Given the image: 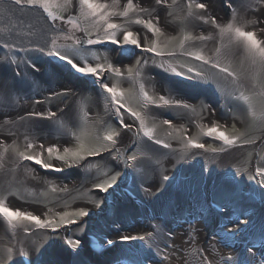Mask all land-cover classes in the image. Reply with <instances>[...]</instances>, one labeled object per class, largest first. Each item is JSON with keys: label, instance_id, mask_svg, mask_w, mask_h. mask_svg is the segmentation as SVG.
<instances>
[{"label": "rangeland", "instance_id": "374dc122", "mask_svg": "<svg viewBox=\"0 0 264 264\" xmlns=\"http://www.w3.org/2000/svg\"><path fill=\"white\" fill-rule=\"evenodd\" d=\"M59 2L62 7H53L52 11L63 16V20H53L42 9L24 7L21 11L19 6L11 7L9 0H4L0 5V30H4L0 31V85H3L0 97L7 98L6 103L0 104V145H12L15 142L19 151L34 154L38 149L26 148L31 141L37 145L43 144L45 148L60 146V154H63L64 147L75 149L78 146V141L69 132H76L86 146L99 147L102 143H107L103 140L106 132L114 129L121 133L116 145L119 156L114 159L116 152L113 149L111 154L102 152L100 156L80 161L78 166L67 167L54 158L55 153L53 157H49L45 152L43 159L56 167L64 168V171L56 172L43 169L32 161H20L16 151L9 148L4 155L3 167L0 168V199H5L9 207L32 212L41 219L58 220V213L75 212L81 208L89 210L90 216L79 220L76 225L59 228L55 233L50 228L39 229L35 224L24 221L15 234L0 216V264H52V256L62 246L69 251L72 264H87L84 261V247L87 250V245H90V248L98 252L104 247L103 241L110 239L115 233L145 235L148 231L153 232V238L148 243L153 248L163 250L175 230L193 233L198 223L202 225L210 219L214 224L215 239L225 241L229 247H233V239L238 235L249 232H261L264 235V191L255 180L248 178L250 174L256 173L257 168H264V122L251 116L246 103L233 99L241 93L250 96L259 115L264 112V97L258 95L260 88L258 85L254 86L256 82L253 79V69L243 61L240 49L233 45L230 49H224L218 57L215 51L220 47V40L216 35L218 30L210 22L204 24L195 17H186L187 0H177L171 9L156 5L155 0H133L150 11L154 9L153 15L160 16L158 26L163 29L164 34L159 37V50L165 55L156 56L141 49H125L118 53L114 50L116 46L109 42L104 43H108L106 48L94 47L93 45L101 44L89 45L87 39L96 38V28L91 19L85 20L80 16L79 0H71L70 4H64V0ZM101 2L111 5L112 0ZM199 2L208 3L207 13L203 14L215 16L222 25L228 23L232 16L229 4L239 13L240 23H243L240 17L264 21V5H260L259 0ZM168 3L171 4L172 0H168ZM249 3L253 5L252 8H247ZM126 4L127 0H119L116 10H122ZM9 7L11 10L5 11ZM169 11L173 12V16H168ZM200 14L202 13L196 10V15ZM136 15L137 13L130 14L127 20L114 16L112 22L138 32L141 43L151 46L152 41L157 38L143 25L130 22ZM139 15L149 18L147 13ZM175 17L181 19L168 23ZM69 18L78 20L88 31L73 28L67 23ZM253 27H264V22L248 26L249 30ZM100 34L102 35V30ZM201 34L212 35L214 38L210 41L184 39L186 35L197 37ZM66 36H71L72 39H66ZM144 36H147V40L143 39ZM53 39L57 50L62 54H72L75 51L76 59L86 56L90 62L95 63L91 60L92 54H99L101 57L107 54L124 76L105 73L107 79L104 82L110 86L115 84L123 90L125 96L121 103L140 113L146 125L155 128L154 139H159L170 147L155 144L152 139L143 135L142 129L137 135L139 121L126 112L125 123L132 124L133 128L131 131L122 129L113 114L116 105L107 103L109 94L98 84H94L92 77L79 76L57 57L46 55ZM77 39L81 41L80 45H76ZM5 42L15 47L5 48L2 46ZM37 45L44 47L45 53L33 50ZM197 51H202L206 58L219 59L221 66L234 71L239 81L233 83L231 77H226L210 64H203L187 54ZM169 52L175 55H168ZM48 58L49 63L46 62ZM13 59L15 63H11ZM137 59H147L148 64L141 68L135 64ZM32 64L39 71H34ZM160 64L165 67L160 68ZM169 65L186 75L178 76L166 71ZM129 67L134 72L139 68L142 75L129 79ZM189 67L202 71L211 79H187V76L195 77V72L188 73ZM61 70L64 75L59 72ZM68 73L75 78H69ZM76 77H83L89 85L85 86ZM7 82V94L4 95L3 89ZM141 82L144 90L153 96L157 104L162 103L159 96L164 95L192 105L195 111L177 107L158 108L148 104L139 90ZM65 89H71L67 96L53 95L55 92H64ZM83 97L88 98L86 104H82ZM208 98H218V101L224 103L223 115ZM32 111L43 112L45 116L49 112H55L56 116L51 120L35 117L29 119L28 113ZM21 116L25 120L21 121ZM166 119L172 121L171 125L163 123ZM5 120L14 123L5 124ZM57 120L63 121L65 130L57 129ZM214 124L230 137L240 136L241 140L228 146L215 136L205 135L207 128ZM189 138L205 144V148H186ZM245 139H253L255 143L244 144L242 141ZM213 148L217 151H211ZM0 153H3L2 147ZM142 153L146 155H141ZM131 155H136L138 160L129 161L128 157ZM87 165H97L109 176L119 173L117 185L108 193L98 191L95 185L106 177L96 167L88 168ZM244 169L247 171H243ZM69 171L71 172L67 174ZM164 175L169 177L168 181L163 180ZM53 187L55 191L52 190ZM65 188L66 191L63 190ZM96 210L101 212L97 216L94 214ZM137 211H144V216L138 218L133 215ZM206 218L208 219L204 221ZM245 219L249 220L247 225L239 223ZM23 228L28 231H23ZM144 228L148 231H143ZM44 238H47L46 242ZM67 239L82 241L78 257L67 245ZM258 241L256 238L252 244L237 250L232 251L230 248L231 252L225 260H229V264H261L264 261V244L259 245ZM137 243L147 248V259L155 258L157 253L153 248L147 247L146 242L134 241V244ZM38 244L44 246L37 248ZM8 247L13 249V254L5 261L4 251ZM21 248L28 253L27 256L20 253ZM125 248L122 250H127L128 247ZM192 253L202 262L204 257L199 256L198 251Z\"/></svg>", "mask_w": 264, "mask_h": 264}, {"label": "snow or ice", "instance_id": "6c2138e0", "mask_svg": "<svg viewBox=\"0 0 264 264\" xmlns=\"http://www.w3.org/2000/svg\"><path fill=\"white\" fill-rule=\"evenodd\" d=\"M4 0H0V5H2ZM177 2V0H172V3L169 4L168 0H155L156 5H161L166 8L171 9L173 5ZM9 3L11 7L19 6L20 10L22 11L24 7H29L32 9H42L43 12L47 13L49 17H51L53 20H63L65 19L63 16L58 15L57 13L52 11L53 7H62L59 0H9ZM71 0H64V4H70ZM119 4V0H112L111 5L107 2H101V0H79L80 5V16L85 19L89 20L91 19L93 21V26L96 28V38H88L87 43L89 45L93 44H104L106 42L111 43L112 45L116 46L114 49L118 53H122L125 49H129L134 51L135 49H141L143 52L147 53H154L156 56H163L165 53L160 49L159 44V37L164 34L163 29L159 27L160 23V16L153 15L154 9L149 10L148 8L141 7L139 3H134L133 0H127V4L124 6V8L120 11H117L116 8ZM260 5H264V0H259ZM193 5L195 6L193 8ZM11 7L5 9V11H10ZM209 4L206 2H199V0H187V13L186 17H195L197 20L202 21L204 24H208L209 22L218 30L217 36L220 40V47L216 48L217 56L219 57L224 49H230L233 45L237 46L240 51L243 53V61L247 62L249 67L253 69V79L255 80L254 86L258 85L260 88V91L258 95L261 97H264V27H253L249 30V25H259L264 21H261L259 19H243V17H240L241 20H243V23H240L238 21L239 13L232 7L231 4L228 5L230 12H232V16L230 18V21L224 25L220 24L215 16L205 15L203 13H207ZM253 5L249 3L247 5V8H252ZM196 10H199L202 14L196 15ZM137 13V15L134 18L130 19L131 23L137 24V25H143L148 32L152 33L154 37L157 39H154L152 41V45L148 46L147 44L141 43V36L138 32H134L128 28H123L120 24L112 22V17L118 16L125 18L126 20L130 18V14ZM139 13H147L148 19H145L139 15ZM168 16H173V12L169 11ZM175 19H181L180 17H175L173 21H168V23H174ZM155 21V22H154ZM68 24H70L73 28H80L81 31H88L87 28L83 27L78 20L69 18L67 21ZM102 30V35L100 34ZM4 31V30H0ZM258 33L260 36H258ZM66 39H72L71 36H66ZM214 37L212 35H199L197 37H192L191 35H186L184 37L185 40L189 39H199L201 41H210ZM143 39L147 40V36H144ZM227 41V43H225ZM76 45H80L81 41L79 39L76 40ZM5 48H13L15 45L10 43H3L2 45ZM181 47H183V44H181ZM33 50L38 51L40 53H45V48L40 47L37 45ZM168 55H175V53L169 52ZM188 55L193 56L196 60H200L203 62V64H210L212 68L218 69L220 73H224L226 77H231L233 83H237L239 81V77L237 74L230 70L227 66H221L219 59L212 60L211 58H206L202 51L197 52H189ZM46 55L48 56H55L61 61H63L74 73L78 74L79 76H83L85 78L92 77L93 83L98 84L101 89H103L104 92L108 93V104L116 105L114 116L116 117L119 126L127 131H131L133 128V125L130 123H125L124 113L126 112L128 115H130L134 120L139 121V128L137 129L136 134H140V130H143V135L149 139H152L155 144H162L163 147L168 148L170 145L164 143L163 141L159 139H154V133L155 128L154 127H148L146 125L145 119L141 116L140 113L132 110L131 107H128L126 104L121 103L122 99L125 96V93L123 90H121L117 85L113 84L110 86L109 83L104 82L107 77L104 75L105 73H112L117 77H123L124 73L121 71V69L117 66H115L111 60H109L108 55L104 54L103 57L99 54H92L91 60L95 61V63L90 62L89 57L86 56H80L79 59L75 58L76 52L74 51L72 54L64 53L62 54L59 50L56 48V41L53 39L51 41V48L47 51ZM103 59V62H100ZM16 61L13 59L11 63H15ZM155 63V61H153ZM135 64L137 66H140L141 68L143 65L148 64L147 59H137L135 61ZM32 69L34 71H39V68L35 64L31 65ZM160 68H164L165 66L163 64L159 65ZM166 71H171L175 73L178 76H185L186 74L183 72H178L177 69L171 65L168 66ZM195 72V77L193 76H187L186 78L191 80L198 78L200 80H209L211 79L208 76H205V74L200 71L196 70L192 67L188 68V73ZM128 78L134 79L136 77H140L142 75L139 68L134 72V69L132 67L127 68ZM16 75H19V73H16ZM3 85H0V88H2ZM139 90L143 95L144 100L148 104L156 105V107H177V108H183L186 110L195 111V108L192 105H189L187 103H184L183 101L179 99H170L166 98L164 95L159 96V101L162 103L157 104L156 100L153 98V96H150L147 91L144 90V84L141 82L139 83ZM71 89H65L64 92H55L53 93L54 96H67ZM171 93H169V96ZM87 97L82 98V104L87 103ZM233 99L243 101L248 105L250 114L253 118L259 119L261 122H264V112L257 114L254 105L251 103V97L248 95H244L241 93L239 96L234 97ZM7 98L6 97H0V104L6 103ZM36 103H40V101H36ZM107 107V104H106ZM209 107V106H205ZM123 110V111H122ZM211 111L214 112V109ZM56 116L55 112H49L47 116L43 112L38 111H32L28 113V118L31 119L33 117L39 118V119H47L51 120L53 117ZM86 116V113H85ZM20 120H25L24 116L20 117ZM5 124L8 123H14V121L11 120H5ZM164 124L171 125V120H164ZM57 129L58 130H65L66 125L63 123V121H56ZM14 135V133H12ZM69 135L76 138L78 141V146L73 148L64 147L63 154H60V146L53 145L50 147L45 148L43 144H35L31 141H29L26 145V148L28 150L31 149H38L34 154H29L28 151H19L17 149V146L15 142H13L12 145H0V147L3 148V153H0V168L3 167V159L4 155L8 153L9 148H12L14 151H16L17 156L19 157L20 161H32L36 165H40L43 169H51L56 172H62L64 171L63 167H56L52 163L47 162L45 159H43L44 153L46 152L49 157H53V154L55 153V159L63 162L64 165L67 167H72L73 165L79 164L80 161L86 160L89 157H95L100 156L102 152H108L111 154L113 152V149H115L116 156H114V159L118 158L119 156V148H116L117 145V138L120 136V132L116 131L114 129L108 130L106 134L103 136V140L107 143H102L99 147H88L86 144L81 141L80 136L77 135L76 132H69ZM205 135L212 137L215 136L216 138L222 140L226 145L233 146L237 144L238 141L241 140L240 136L230 137L227 135L224 131H221L220 128L217 125H213L211 127H208ZM27 139V137H26ZM244 144H254L255 140L253 139H245L242 141ZM186 148H197V149H203L205 148V144L199 143L195 139L189 138L187 140V143L185 145ZM222 150V149H221ZM211 151H217V149H211ZM141 155H146L142 153ZM129 161H137L138 157L136 155H131L128 157ZM158 162V161H157ZM88 168L96 167L100 174L103 177H106L105 179L101 180V182L97 183L95 185V188L98 191L108 193L110 189H113L117 185V181L119 178V173H116L115 175L109 176L107 172H104L102 169H99V166L97 165H87ZM139 171V169H137ZM29 174H31V170L29 169ZM240 170H238L239 172ZM243 171H247V169H244ZM143 174V173H141ZM257 177H260L259 180H257ZM248 178L250 180H256V182L264 186V168H257L255 175H249ZM164 181H168L169 177L167 175L163 176ZM55 191V187L52 189ZM66 191L67 189H63ZM97 206H99V202H97ZM59 219L56 218H49V219H41L40 216L33 215L32 212H25L21 211L19 209H12L8 206L5 199H0V216L4 218V220L7 221L8 225L10 226L13 234L17 232V229L20 227V224L24 221H27L29 223H33L37 226L39 229H51L52 232H57L59 228L67 227L71 225L78 224L79 220H82L85 217L90 216V211L81 208L75 212H69L65 211L62 213L57 214ZM239 223L247 225L249 223L248 219L239 221ZM23 231L27 232V228H23ZM153 238V232H148L145 235H119V241L120 242H132V241H143L147 243V247L151 248L152 244L148 243ZM45 242L47 238H44ZM67 245L71 247V249L74 250L76 256L78 257L80 255L79 249L81 248L82 241L80 239H67L66 240ZM107 245H114L117 243L115 239H108L106 241ZM43 244H38L37 248H42ZM194 251H201L200 249H194ZM251 252V249L248 250ZM20 253L27 256L28 253L21 248ZM13 254V249L8 247L4 251V257L5 261L8 258H11ZM173 256H176V253L173 252ZM165 261L171 262L172 257L165 255L163 257ZM231 259V257H229ZM181 261H184V264H187V261L184 260L182 256L176 257V264H181ZM201 264H212V261L209 260L206 256L203 258ZM261 264H264V261L261 262Z\"/></svg>", "mask_w": 264, "mask_h": 264}, {"label": "bare ground", "instance_id": "6f19581e", "mask_svg": "<svg viewBox=\"0 0 264 264\" xmlns=\"http://www.w3.org/2000/svg\"><path fill=\"white\" fill-rule=\"evenodd\" d=\"M8 85L9 83L7 82L3 89L4 94L7 91ZM209 100L211 103L215 104V102L218 101V98H216V100ZM130 141L131 139L129 138L128 142ZM128 206L131 207L130 205ZM100 213V210L99 212L98 210L94 212L95 216ZM144 214V211H137L133 215L142 218ZM207 219L208 218L204 219V221ZM138 231L140 232L141 229H138ZM143 231H148V229L144 228ZM213 231L214 224L212 219L202 223V225L198 223L196 230L193 233L181 229L175 230L172 239H170V242L166 247H163V250L160 248H153L157 255H155V258L151 259L146 258L147 251L144 246L139 243L134 244V241L120 242L119 234L115 233L110 237V239H115L117 241L114 245H107L106 241L108 239H105L103 241L104 247L98 250V252L93 251L90 247L86 250L84 247V261H86L87 264H129V262L137 264L145 262H150L151 264H176V257L182 256L184 260L187 261V264H201L199 259L192 253L196 248L201 250L198 251V255L201 257L206 256L212 261V264H229V260H225V257L230 254L231 247L227 246L225 241L218 240L217 238L215 239ZM191 236L194 239H192ZM125 247H128L127 250H122L126 249ZM58 251L59 252L54 256H52L54 253L51 255L53 259L52 264H72L71 255L69 254V251H66L64 246L58 249ZM173 252L176 253V256L172 255ZM165 255L172 257L171 262L163 259ZM181 264H184V261H181Z\"/></svg>", "mask_w": 264, "mask_h": 264}, {"label": "flooded vegetation", "instance_id": "af4514ba", "mask_svg": "<svg viewBox=\"0 0 264 264\" xmlns=\"http://www.w3.org/2000/svg\"><path fill=\"white\" fill-rule=\"evenodd\" d=\"M49 60H50V59L48 58L47 61H49ZM63 69H64V67H63ZM48 79H49V78H48Z\"/></svg>", "mask_w": 264, "mask_h": 264}, {"label": "crops", "instance_id": "0c3cea01", "mask_svg": "<svg viewBox=\"0 0 264 264\" xmlns=\"http://www.w3.org/2000/svg\"><path fill=\"white\" fill-rule=\"evenodd\" d=\"M264 191V190H263Z\"/></svg>", "mask_w": 264, "mask_h": 264}]
</instances>
